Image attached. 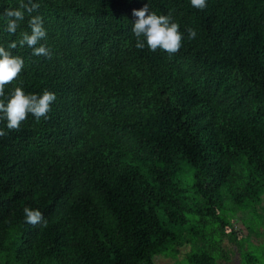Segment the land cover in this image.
<instances>
[{
    "label": "trees",
    "instance_id": "1",
    "mask_svg": "<svg viewBox=\"0 0 264 264\" xmlns=\"http://www.w3.org/2000/svg\"><path fill=\"white\" fill-rule=\"evenodd\" d=\"M34 2L53 56L9 49L31 17L10 35L0 15V46L24 59L3 99H57L19 131L0 121V264H155L185 247L179 264L258 263L234 222L264 205V0ZM148 3L180 25L172 57L135 47Z\"/></svg>",
    "mask_w": 264,
    "mask_h": 264
},
{
    "label": "clouds",
    "instance_id": "2",
    "mask_svg": "<svg viewBox=\"0 0 264 264\" xmlns=\"http://www.w3.org/2000/svg\"><path fill=\"white\" fill-rule=\"evenodd\" d=\"M193 8L204 10L207 7L206 0H190ZM40 8L38 2L34 0H19L18 7H7L0 15L6 19L5 31L10 35H15L20 27V22L25 19L27 13L31 18L28 26L31 30L20 33L18 40L9 43V49H16L27 46L32 49L33 56H44L52 59V52L45 45H40L41 40L46 39L47 32L43 26V18L40 15H32ZM132 15L136 18L131 29L134 34L137 49L143 50L147 47L155 53L158 49L167 53L169 57L177 54L182 47L183 34L180 32V25L173 21L171 13L167 15H157L150 12L149 3L142 9L133 10ZM189 40H194L197 32L194 28H186ZM24 59L20 56H13L4 46H0V121H7V129L19 131L21 123L31 114L37 122L41 118L47 119L51 111L52 103L57 99L54 92L45 90L42 95L25 94L22 87H15L7 99L5 97L6 85L12 84L19 77L23 70ZM7 133L0 129V137ZM25 223L35 227L38 224L47 226V221L39 210L29 207L23 209Z\"/></svg>",
    "mask_w": 264,
    "mask_h": 264
},
{
    "label": "rangeland",
    "instance_id": "3",
    "mask_svg": "<svg viewBox=\"0 0 264 264\" xmlns=\"http://www.w3.org/2000/svg\"><path fill=\"white\" fill-rule=\"evenodd\" d=\"M257 213H251L248 217V225L242 222V219L246 217L245 213L239 212L235 217V228L237 229L241 237H245V241L248 242V250L251 255L258 259L256 264H264V205L257 208ZM257 237V238H256ZM253 240V241H252ZM256 244H255V243ZM226 248L230 251L233 250V246L225 244ZM235 250H237L235 248ZM188 247L181 249V254L177 258L160 256L155 259V264H179L185 258ZM220 264H241V255L239 253L232 254L230 261H219Z\"/></svg>",
    "mask_w": 264,
    "mask_h": 264
},
{
    "label": "crops",
    "instance_id": "4",
    "mask_svg": "<svg viewBox=\"0 0 264 264\" xmlns=\"http://www.w3.org/2000/svg\"><path fill=\"white\" fill-rule=\"evenodd\" d=\"M257 238V237H256ZM253 241V240H252ZM255 243V242H254ZM256 244V243H255Z\"/></svg>",
    "mask_w": 264,
    "mask_h": 264
}]
</instances>
